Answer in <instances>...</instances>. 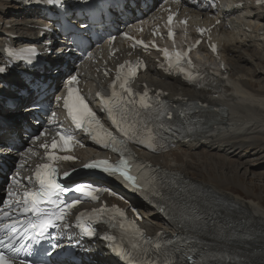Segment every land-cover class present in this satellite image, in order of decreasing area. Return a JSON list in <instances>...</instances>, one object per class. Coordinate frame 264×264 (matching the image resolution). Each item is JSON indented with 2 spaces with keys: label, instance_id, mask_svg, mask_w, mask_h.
Returning a JSON list of instances; mask_svg holds the SVG:
<instances>
[{
  "label": "bare ground",
  "instance_id": "obj_1",
  "mask_svg": "<svg viewBox=\"0 0 264 264\" xmlns=\"http://www.w3.org/2000/svg\"><path fill=\"white\" fill-rule=\"evenodd\" d=\"M238 2L242 5L236 6ZM185 10L196 21L206 22L210 14L193 7ZM217 17L222 20V25L215 32L220 58L227 69L220 73L223 79L215 80L214 88L194 89L178 79L167 77L148 57H145L147 70L139 79L142 85L161 89L170 101L185 98L208 104L201 116L208 119L209 124L189 141L176 143L165 154H139L160 168L179 171L220 207L213 211L226 230L223 234H214L210 243L226 252H233L236 261L232 258L225 261L224 255L208 264H264L263 200L254 193V183L246 186L243 182L252 171L251 180L264 183V51L259 48L264 42V8L254 6L250 0H230L223 3ZM34 21L44 23L25 17L12 0H0V49L9 34L35 33L31 27ZM0 90L14 96L1 85ZM14 100L18 105L30 102L29 99ZM214 108L220 112H214ZM19 110L20 107L12 112L7 110L4 99H0V144H11L13 138L10 136L20 130L19 124L26 116ZM16 159L17 156L13 155L6 158L10 162ZM27 159V153L21 156L23 164L18 167L25 169ZM3 184L4 181L0 183V190ZM144 217L142 226L149 233L163 230L174 234L180 230L162 225L160 217L153 211H147ZM81 249L82 264H112L98 241L78 247ZM65 264L70 263L66 260Z\"/></svg>",
  "mask_w": 264,
  "mask_h": 264
},
{
  "label": "snow or ice",
  "instance_id": "obj_2",
  "mask_svg": "<svg viewBox=\"0 0 264 264\" xmlns=\"http://www.w3.org/2000/svg\"><path fill=\"white\" fill-rule=\"evenodd\" d=\"M41 2V0H37ZM44 3L49 5H57L64 7V0H43ZM83 3H88V0H81ZM178 2V0H174ZM258 3H264V0H258ZM136 0H122L120 7L124 10L129 8H135ZM173 21V14L168 16V23L171 24ZM181 23H186V21H181ZM88 25L81 24V28H87ZM205 29H198L200 34H203ZM126 38L128 37L127 33L123 34ZM85 36V33H77L75 29H69L67 34V39H69L72 44L76 45L78 40L82 39ZM174 34L169 31L168 37L173 38ZM136 44L142 45L147 49L148 45H145L143 41H136ZM199 44V41H197ZM153 48H156V45H152ZM190 51V50H189ZM212 51L215 52V46H212ZM36 53L34 51L29 52V57H35ZM163 56L167 62V67L169 69L178 68L181 73H183L188 80V82H196L203 78L205 74L200 73L198 70H189L191 69V61L187 60L188 52L180 53L173 52L170 53L168 50H163ZM187 64V68L185 67ZM126 65H120L118 68V75L116 81H122L119 83V88L122 89V93H126L129 97H135L137 94L131 91L129 87L130 77L135 75V71L130 65H128V74L126 77L122 78L119 73L124 69ZM5 67H0V74L6 72ZM58 71V69H53ZM67 94L63 97V107L67 112L68 117L70 118L72 124L76 129H83L86 133H96L92 135V139L97 144L102 145L104 148L111 147L113 153H119L120 158L117 163L113 164L107 160H96L89 163H85L83 168L86 170H96L109 177L116 178L121 180L124 185L131 191L140 194L151 193L152 196H156L157 200L155 205L160 212H165L169 210V204L162 203L164 200L163 196L159 195L160 186L157 185V178L146 174L143 169L146 165L138 163L130 154H126V148L120 141H117L116 138L112 135L111 132H105L103 126L100 124V121L96 118V115L90 110L88 105L85 103L84 98L79 94L78 90L73 86L78 83V78L75 75H70L67 79ZM116 83L112 85V99L105 101L107 107V113L111 119L112 124L116 127L125 138H134L136 136H141V139L138 141L143 144L145 147L150 148L153 152L157 151V144L160 139L158 131H154L150 126H148V119L161 117H167L169 121L173 119V112L170 111L166 105L156 101L154 104L149 98L148 92L145 91L142 95L139 96L138 100L126 101L123 94H118L115 91ZM157 97L159 93L156 94ZM130 105V106H129ZM143 114V116H142ZM53 115H55L53 113ZM182 115V114H181ZM87 125V127H85ZM139 125H144V127H138ZM186 132H191L193 129L186 128ZM171 131V128L168 129ZM44 133H40V136H43ZM59 136V143L53 139L50 147L51 149L59 148L61 151H70V144L73 141V137L70 134H64L62 132H57ZM39 139V137H36ZM41 147L48 149L49 145L41 144ZM159 147H166L163 144H160ZM49 161H54L56 159L61 160H73L71 156H60L47 155ZM74 171V170H73ZM154 172L158 170L153 169ZM57 170L51 166L50 163H45L37 167L35 172V179L39 184L40 191L31 192L25 191L23 204L25 207L23 211H31L36 217L35 222L30 221L29 227L32 229L31 235L27 236L28 243H20L21 235L18 234V230L15 227H8L7 233L5 236L0 237V264H25L24 259H17L21 252L25 256H33L34 245H40L39 249L35 250V257L31 260L30 264H53L51 259L54 255H61V253H56L55 250L60 248L58 242H53L55 239L51 237L49 229L57 225V221L64 223L65 217L67 216V209L75 207L80 203L79 199H75L68 203L60 201V204H64V207L61 208L57 205L56 211L43 212L38 205L43 202L56 204V201L52 200V196L56 192H67L74 191L86 196L91 197V199H97L99 193L105 191V189L99 185H94L92 183H80L77 182L75 186H65L60 183H57L53 176L56 174ZM72 175V172H65L64 177L69 178ZM167 175L166 173L164 174ZM13 183H19L17 179H13ZM9 195H14L9 193ZM19 203V201H18ZM100 214L102 215L106 209H100ZM135 211V210H134ZM114 216L113 218H119L117 220L118 226L121 229V232L124 236L129 238L130 244L129 248H125L123 245H116L114 240L115 238L111 235L102 236L101 239L109 242L108 246L110 249L121 257L127 264H183L184 261H187L188 264H203L202 260H193L191 255H183L181 260H176L175 254L178 249H167L166 246L171 244L172 241L164 239L161 234L157 235L156 241L149 240L143 237V233L131 222H127L126 215L124 211H121L118 208L113 209ZM7 215V213H5ZM85 214H81L83 216ZM137 218H139L137 213ZM202 219L199 215L193 217L187 214H182L177 219L176 223L181 226V228L191 227L194 222H199ZM206 225V222H205ZM84 234L89 237L94 236V232L90 229L85 228ZM48 240L47 247L42 245V242ZM140 240H143L144 244H150L155 250V255L163 256V260L158 261L156 259H144L148 256V252L143 246L139 243ZM46 257L48 259H46Z\"/></svg>",
  "mask_w": 264,
  "mask_h": 264
},
{
  "label": "rangeland",
  "instance_id": "obj_3",
  "mask_svg": "<svg viewBox=\"0 0 264 264\" xmlns=\"http://www.w3.org/2000/svg\"><path fill=\"white\" fill-rule=\"evenodd\" d=\"M260 44L261 45L259 46V48H261L264 51V42L260 43ZM196 59L198 61H200L201 64H204L205 66H209V67H211V68H213L215 70H218L219 67H222L223 69H225L227 67V66L225 67L224 65L223 66L222 65L218 66L217 62L208 61L204 56L199 55V54L196 55ZM199 170H202V169H199ZM252 178H253L252 177V171H250L247 179H244V181H243L244 185L249 186L251 183H254L255 184L254 193L258 194L262 198L263 204H264V183H259L257 181L254 182L253 180H251ZM239 180H242V177H239ZM240 193L242 194L241 191H240Z\"/></svg>",
  "mask_w": 264,
  "mask_h": 264
}]
</instances>
